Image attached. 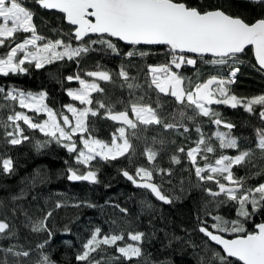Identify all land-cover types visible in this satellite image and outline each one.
<instances>
[{
	"label": "snow or ice",
	"instance_id": "snow-or-ice-1",
	"mask_svg": "<svg viewBox=\"0 0 264 264\" xmlns=\"http://www.w3.org/2000/svg\"><path fill=\"white\" fill-rule=\"evenodd\" d=\"M250 2L264 8V0ZM34 3L42 9L55 10L62 14V19L69 26L68 31L52 29L58 36L56 39L39 34L33 23L34 13L24 6L22 0H0V48L5 49L0 54L2 77L28 74L29 69L33 67L39 70L57 61L82 58L85 54L97 50L94 45H101L119 56L121 53L114 40L130 46V50L124 53L128 58L149 55L141 46H164L168 59L165 63L147 66V74L150 76L148 87L157 93L156 99L153 101L149 97L148 102H145L147 92L144 96H135V90L142 86L135 83L136 78L129 76L124 65L120 66L116 75L124 82L121 86L126 85L131 90L130 97L134 98L119 111H114V105H106L99 100L95 101V108L87 107L94 103L93 93L105 91L99 81L112 82L111 73L105 70L86 71L84 75L92 78L90 80L82 78L79 73L66 77L68 82L76 81L79 84L78 88L68 89L67 95L73 101L86 106L77 108L72 104L67 105L66 110L71 113V117L55 112L43 104L44 93L34 95L15 87L7 90L0 87V94H3L4 99L18 102L20 108L33 111L37 115L43 112L47 116V119L40 122L34 121L24 112L14 111L7 117L10 125L0 121V127H12V131L5 133L6 142L20 145L30 139L24 135V129L17 123L23 121L29 129H38L49 138L43 143L36 141L37 149L54 140L70 155L75 153L76 167L69 165L67 168L69 181L96 184L99 183L98 172L93 169L92 162H110L127 157L129 163H132V156L135 154L132 140L140 139V131L147 132L150 127L157 126L164 131L175 130L180 135L189 132V128L182 122H165V117L161 115L160 94L170 96L177 105L191 111V115L187 116L189 121H195L197 117H208L216 126V131L208 137L197 126L195 131L199 134V139L195 141L196 146L189 148L186 153L183 147L177 148L176 152L185 153L200 182L212 181L216 184L218 191L206 189L210 196L216 198L223 194L228 201H234L237 205L236 220L228 221L221 216H213L215 223L210 227L206 220L200 222L198 230L207 238L205 244L208 251L205 252L204 258H208L210 264H264V223L256 225L255 232H249L245 227L252 215L264 208V183L245 188V178H237L232 171L234 166L245 162L252 149L238 151L235 156L221 154L215 158L214 163L208 162L207 156L208 153L216 151L210 143L213 137L218 141L221 150L239 149L237 139L231 134L234 125L223 121L212 105L224 104L231 108L240 106L250 113L254 111V105H259V116L264 120V95L238 98L230 94L229 89V85L235 82L239 70L237 65L243 63L240 57L249 47L253 51L255 64L258 65L257 70L264 71V16L254 22H248L240 16L225 12L221 7H206L200 0H34ZM18 33H30V36L20 39ZM198 63L220 68L226 66L229 71L226 76L217 72L201 80ZM187 66L197 69L195 81L181 73L180 70ZM118 102L124 104V101ZM100 109H104L103 118L119 125L111 134L110 141H103L92 135L93 129L88 118L101 115ZM179 115L184 118L186 113L180 111ZM221 125L228 131H220ZM181 128L182 133L179 132ZM256 134V148L264 152V128L257 129ZM77 136L78 142L74 139ZM152 141L153 144H164L163 140H157L156 137H152ZM141 154L150 167L136 166L134 174L120 169L121 175L136 188L150 191L157 200L165 204L172 203V199L162 193L160 185L153 182L154 173L164 178L172 175V169L156 166L159 151L153 147H145ZM197 156L205 161L202 166L198 163ZM170 162L178 165L181 158L179 155H172ZM79 166H83L86 171H82ZM0 169L3 173H12L13 161L0 156ZM23 196L22 191L20 195L14 196L13 200ZM60 206L57 203L56 207ZM147 206L150 208L151 204ZM119 211L127 214L125 208H120ZM51 215L52 212L49 211L43 220L33 222L32 231L47 230L51 235L46 226V221ZM8 229L9 224L0 220V238H4ZM225 233L235 234V238L226 239L223 235ZM144 237L143 232H128L127 240L136 243H124L121 246L118 242L125 241L123 231L101 235V228L97 227L83 244L76 260L83 264H102V260H97L93 253L98 250L104 252L105 247L102 246H106L114 247L118 255L107 256L103 264H118L121 259L132 261L133 258L141 257L140 244ZM208 241L219 246L222 252L213 249L208 245ZM45 244L47 241L38 244L37 248L43 249ZM6 251L16 257L30 256L28 250L14 252L13 248H8ZM36 264H55V261L41 252Z\"/></svg>",
	"mask_w": 264,
	"mask_h": 264
},
{
	"label": "trees",
	"instance_id": "trees-1",
	"mask_svg": "<svg viewBox=\"0 0 264 264\" xmlns=\"http://www.w3.org/2000/svg\"><path fill=\"white\" fill-rule=\"evenodd\" d=\"M202 4L213 7H221L225 12L240 16L248 22L264 16V8L253 4L250 0H200ZM24 6L34 13L33 23L37 32L50 39L58 38L52 29L68 31L69 26L63 22L62 15L56 12H48L40 9L33 0H22ZM20 39L30 36V33H18ZM67 39V37H64ZM121 55L117 56L101 45H94L96 51L85 54L82 58L73 61H57L46 65L42 69L30 68L28 74L0 76V87L6 90L15 87L18 90L37 94H45L44 104L58 113H67L66 106L72 104L77 108L86 107L78 101H73L67 90L78 88L76 81L68 82L66 77L79 73L82 78L86 71L105 70L112 75V82L99 81L100 86L105 90L103 93H93L92 105L96 107L95 101H103L106 105H114V111L122 110L130 99V89L121 86L124 82L116 73L120 66L124 65L130 77H135V83L141 85L135 90V96H144L145 102L148 98L155 100L157 93L149 89L147 81L150 76L147 74L148 65L165 63L168 57L164 47L152 48L142 47L149 52L145 57L135 56L128 58L124 55L130 50V46L123 45L117 41ZM76 46V42L73 41ZM5 49L0 48V54ZM242 64L237 65L238 71L235 82L229 85L230 94L238 98H252L264 95V73L257 70L251 50L246 49L245 54L240 57ZM77 60L79 63H77ZM200 72V79L205 80L210 75L220 72L225 76L228 68L224 66L213 67L203 63L197 64ZM197 69L191 66L183 67L180 71L184 76L196 80ZM118 101H124V104ZM160 113L165 117V122H182L189 128L188 133L180 135L175 130L159 129L152 126L147 132L140 131V139H133L134 155L132 163L127 157H121L115 161L103 162L93 161L92 167L98 172L99 183L88 184L85 182L70 183L67 180V168L69 165L76 167L74 163L75 153L70 155L65 148L58 145L54 140L37 149L36 141L48 140L38 129H29L23 121H18L24 129V135L30 139L20 145H11L6 142L5 133L12 131V127H0V156L10 158L13 161V172L3 173L0 169V220L9 224V229L0 238V264H36L41 252L47 254L55 261V264H83L76 260V255L82 251L83 244L90 238L92 231L99 227L101 235L109 232L125 234L124 243H136L127 240L128 232H143L145 237L140 244L142 255L133 258L132 261H121L118 264H201L208 248L207 240L198 227L202 220H206L210 227L215 221L213 216H221L225 220L238 219L236 215L237 205L234 201H228L222 194L213 198L206 189L218 191L216 184L212 181L200 182L188 161L185 153L189 148L195 147V141L199 134L195 131L199 126L205 136H212L216 131L208 117H197L195 121H189L188 115L191 111L177 105L174 98L160 94ZM0 121H7V117L14 111L24 112L34 121L42 122L44 114L37 115L28 109L19 107L18 102H12L3 98L0 94ZM155 107V104H153ZM220 113L223 121L234 125L231 134L237 139L239 149H219L218 141L213 137L210 143L216 149L214 153H208V162L214 163L219 155L235 156L238 151L252 149V153L246 158L242 165L234 166L232 171L237 178L244 177V187H254L264 183V152L256 148V130L264 128V120H261L259 112L261 107L254 105L253 112H247L243 107L231 108L228 105L219 104L211 106ZM180 111H185L186 116L181 118ZM101 115L89 116L88 122L93 129L92 135L103 141H110L111 134L118 127L107 119L103 118L104 109H100ZM220 131H228L223 125ZM183 132V128L179 130ZM152 137L163 140L164 144H153ZM74 139L79 141V137ZM82 147V145H78ZM145 147H153L159 151L156 158V166L164 169L171 168L172 175L161 178L154 173V183L160 185L164 195L172 199V203L163 205L155 201L145 190L133 188L126 181L120 169H126L134 174L136 166L150 167L146 158L141 154ZM183 147L185 153H177L176 149ZM172 155H179L181 163L174 165L170 162ZM67 161V163H65ZM198 163L202 166L205 161L197 156ZM86 171L83 166H79ZM227 183V182H225ZM21 199L13 200L14 196L20 195ZM259 195V194H257ZM219 201H225L219 203ZM57 203L61 206L56 207ZM94 205L89 207L88 205ZM151 204L149 208L147 205ZM79 205V206H77ZM251 211V205L248 206ZM120 208L127 209V214L119 211ZM51 211L52 215L46 221L49 231H32V224L37 220H43L44 216ZM114 222V223H113ZM264 222V208L254 213L245 227L249 232L254 227ZM225 237L234 235L223 234ZM43 249L37 245L44 243ZM208 245H211L208 242ZM105 247L104 252L98 250L93 253L97 260H103L107 256L118 255L115 248ZM213 249L218 250L211 245ZM13 248L17 251H30V256L16 257L6 249ZM203 264H210L208 258H204ZM236 264H239L236 262Z\"/></svg>",
	"mask_w": 264,
	"mask_h": 264
},
{
	"label": "water",
	"instance_id": "water-1",
	"mask_svg": "<svg viewBox=\"0 0 264 264\" xmlns=\"http://www.w3.org/2000/svg\"><path fill=\"white\" fill-rule=\"evenodd\" d=\"M34 1V0H33ZM37 5V4H36ZM38 6V5H37ZM39 7V6H38ZM40 8V7H39ZM40 9H42V8H40ZM43 10H45V11H48V12H56L55 10H46V9H43ZM56 13H58V12H56ZM58 14H60V13H58ZM62 15V14H61ZM63 22L67 25V23H66V21H64L63 20ZM254 22V21H253ZM115 41V40H114ZM118 42V41H117ZM119 43H121V44H123V45H126V44H124L123 42H119ZM128 46V45H127ZM141 47H152V48H159V47H164V46H141ZM165 48V47H164ZM249 49L251 50V47H249ZM251 54H252V58H253V61H254V63H255V57H254V54H253V51L251 50ZM256 65V64H255ZM256 67L258 68V65H256ZM262 73H264V71H261ZM108 120V119H107ZM108 121H110L111 123H113L114 125H117L115 122H113V121H111V120H108ZM117 126H119V125H117ZM65 151L67 152V150L65 149ZM122 177L126 180V181H128L123 175H122ZM68 180V179H67ZM68 182H70V183H78V182H72V181H69L68 180ZM79 182H84V181H79ZM131 185H132V183L130 182V181H128ZM85 183H88V182H85ZM88 184H90V183H88ZM132 187L133 188H136L135 186H133L132 185ZM137 189H141V188H137ZM141 190H145L146 192H148L149 193V195L155 200V201H157L158 203H160V204H163V205H167V204H165V203H163L162 201H159V200H157L151 193H150V191H148V190H146V189H141ZM261 223H264V222H261ZM258 225V224H257ZM257 229H256V226L254 227V231L253 232H255ZM225 237V236H224ZM226 239H234L235 238V236L234 237H231V238H229V237H225ZM207 239V238H206ZM211 245H213L214 247H216L219 251H221L222 252V249H220L219 248V246H217V245H214V244H212V242H210V241H208ZM239 263V262H238Z\"/></svg>",
	"mask_w": 264,
	"mask_h": 264
},
{
	"label": "rangeland",
	"instance_id": "rangeland-1",
	"mask_svg": "<svg viewBox=\"0 0 264 264\" xmlns=\"http://www.w3.org/2000/svg\"><path fill=\"white\" fill-rule=\"evenodd\" d=\"M43 93V92H40ZM40 93L34 94V95H39ZM42 103L44 104V102L42 101ZM41 114H44L43 112ZM67 115H69L71 117V113H66ZM44 119H47L46 114H44Z\"/></svg>",
	"mask_w": 264,
	"mask_h": 264
}]
</instances>
